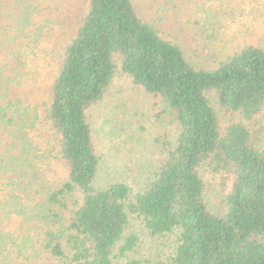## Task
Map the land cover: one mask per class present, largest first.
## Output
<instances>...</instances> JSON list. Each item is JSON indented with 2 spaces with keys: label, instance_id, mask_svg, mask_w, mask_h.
<instances>
[{
  "label": "trees",
  "instance_id": "1",
  "mask_svg": "<svg viewBox=\"0 0 264 264\" xmlns=\"http://www.w3.org/2000/svg\"><path fill=\"white\" fill-rule=\"evenodd\" d=\"M39 35L0 42V243L16 252L0 264H33L22 258L27 247L35 256L49 254L50 264H114L137 242L124 236L130 215L143 220L152 238L175 235L173 253L150 264H264V148L242 122L221 132L209 98L215 94L222 111L244 120L259 114L264 49L247 45L211 69L197 68L138 17L131 0H88L40 100ZM117 71L157 98L177 126L174 146L166 144L153 180L134 198L122 182L94 184L101 166L89 110ZM55 160L67 178L48 189L45 174ZM201 169L231 179L221 213L205 201ZM31 200L33 228L21 239L5 221L25 218L24 201Z\"/></svg>",
  "mask_w": 264,
  "mask_h": 264
},
{
  "label": "rangeland",
  "instance_id": "2",
  "mask_svg": "<svg viewBox=\"0 0 264 264\" xmlns=\"http://www.w3.org/2000/svg\"><path fill=\"white\" fill-rule=\"evenodd\" d=\"M131 1L138 17L154 25L164 39L178 45L187 61L197 68L211 69L247 45L264 49V0ZM87 8L88 0H0V42L6 41V35H27L34 30L40 33L38 56L42 76L35 99H43L53 62L72 39ZM209 98L221 132L232 122H242L256 137L259 147L264 148V106L252 119L244 120L238 113L222 111L215 94ZM89 122L101 166L95 186L106 188L122 182L129 187L130 198L143 192L153 180L156 168L165 158L164 148L174 146L177 131L174 115L120 71L114 75L103 99L89 110ZM200 175L205 182L204 198L209 209L221 213L223 193L229 190L231 179L205 169L200 170ZM45 178L52 180L48 189L59 188L67 178L63 163L53 161L52 170ZM39 200L37 198L36 202ZM74 200L79 202L80 196L76 195ZM31 202L24 201L25 218L18 221L11 215L5 221L7 230L21 234V239L33 228L28 217L34 208ZM130 235L137 238L133 250L126 256L115 257L114 264H124L128 260L150 264L168 258L174 251L175 235L150 237L143 220L136 215L129 216L124 236ZM5 243H0L2 260L16 253ZM30 249L27 247L21 252L23 259L28 258L27 262L50 264L54 261L42 250L35 256Z\"/></svg>",
  "mask_w": 264,
  "mask_h": 264
}]
</instances>
